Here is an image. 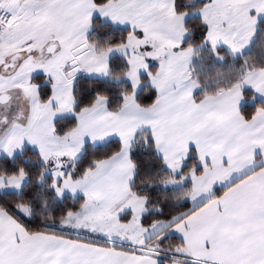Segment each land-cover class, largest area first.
<instances>
[{"label":"snow or ice","instance_id":"1","mask_svg":"<svg viewBox=\"0 0 264 264\" xmlns=\"http://www.w3.org/2000/svg\"><path fill=\"white\" fill-rule=\"evenodd\" d=\"M4 93L0 264H264V0H0Z\"/></svg>","mask_w":264,"mask_h":264},{"label":"rangeland","instance_id":"2","mask_svg":"<svg viewBox=\"0 0 264 264\" xmlns=\"http://www.w3.org/2000/svg\"><path fill=\"white\" fill-rule=\"evenodd\" d=\"M29 91L31 93H29ZM13 94H15V92ZM32 95H34V88H28L27 86L21 92V101L19 103V110L13 113V115L16 117L17 120L22 122L24 117L28 114V108L31 104L30 98ZM25 101H27V103H25ZM4 115H5L4 112H0V119H2Z\"/></svg>","mask_w":264,"mask_h":264},{"label":"trees","instance_id":"3","mask_svg":"<svg viewBox=\"0 0 264 264\" xmlns=\"http://www.w3.org/2000/svg\"><path fill=\"white\" fill-rule=\"evenodd\" d=\"M194 71L198 73L203 79L205 76H208V77L214 76L216 72V67L201 68L199 63H196ZM205 83L209 86L210 89L215 86V81L211 79L208 81H205ZM223 83H227V81H223Z\"/></svg>","mask_w":264,"mask_h":264},{"label":"water","instance_id":"4","mask_svg":"<svg viewBox=\"0 0 264 264\" xmlns=\"http://www.w3.org/2000/svg\"><path fill=\"white\" fill-rule=\"evenodd\" d=\"M8 96L7 94L0 95V100H7Z\"/></svg>","mask_w":264,"mask_h":264},{"label":"built area","instance_id":"5","mask_svg":"<svg viewBox=\"0 0 264 264\" xmlns=\"http://www.w3.org/2000/svg\"><path fill=\"white\" fill-rule=\"evenodd\" d=\"M29 93H31V92L29 91Z\"/></svg>","mask_w":264,"mask_h":264}]
</instances>
